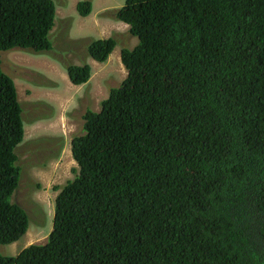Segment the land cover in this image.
<instances>
[{
  "label": "trees",
  "instance_id": "16d2710c",
  "mask_svg": "<svg viewBox=\"0 0 264 264\" xmlns=\"http://www.w3.org/2000/svg\"><path fill=\"white\" fill-rule=\"evenodd\" d=\"M91 1L76 4L82 17ZM52 0H0V54L48 53ZM127 71L73 137L52 230L0 264H264V0H125ZM116 46L93 39L104 63ZM18 54L14 53L13 55ZM0 56V245L30 223L11 197L22 108ZM85 84L88 64L64 65Z\"/></svg>",
  "mask_w": 264,
  "mask_h": 264
},
{
  "label": "rangeland",
  "instance_id": "374dc122",
  "mask_svg": "<svg viewBox=\"0 0 264 264\" xmlns=\"http://www.w3.org/2000/svg\"><path fill=\"white\" fill-rule=\"evenodd\" d=\"M52 1L58 23L54 22L49 33L51 51L0 54L2 69L14 81L24 126L23 140L15 148L20 178L11 201L22 207L30 220L27 232L18 241L0 245L2 256L15 257L29 245L45 243L52 230L59 189L77 174L71 141L83 134L82 115L87 108L98 111L109 90L126 77L120 51L137 44L128 26L112 17L125 0H89L92 9L86 17L76 11V4L86 0ZM109 37L116 41L110 56L104 63L92 60L85 46L93 39ZM84 64L91 68L90 78L75 86L64 65Z\"/></svg>",
  "mask_w": 264,
  "mask_h": 264
},
{
  "label": "clouds",
  "instance_id": "9594fccd",
  "mask_svg": "<svg viewBox=\"0 0 264 264\" xmlns=\"http://www.w3.org/2000/svg\"><path fill=\"white\" fill-rule=\"evenodd\" d=\"M101 40V39H100ZM137 40V39H136ZM120 63H121V61H120ZM122 65V64H121ZM123 66V65H122ZM16 92H17V90H16ZM72 156V155H71ZM73 159V158H72ZM74 161V160H73ZM75 162V161H74ZM76 163V162H75ZM15 193V192H14ZM12 198V197H11ZM11 203H12V201H11ZM30 246V245H29ZM25 249V248H24ZM22 251V250H21ZM14 257V256H13Z\"/></svg>",
  "mask_w": 264,
  "mask_h": 264
},
{
  "label": "crops",
  "instance_id": "0c3cea01",
  "mask_svg": "<svg viewBox=\"0 0 264 264\" xmlns=\"http://www.w3.org/2000/svg\"><path fill=\"white\" fill-rule=\"evenodd\" d=\"M102 40H104V38H102Z\"/></svg>",
  "mask_w": 264,
  "mask_h": 264
}]
</instances>
